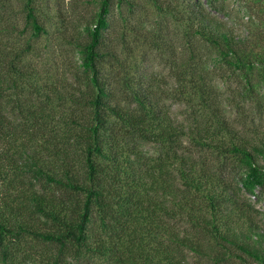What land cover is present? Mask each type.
<instances>
[{
	"label": "trees",
	"instance_id": "trees-1",
	"mask_svg": "<svg viewBox=\"0 0 264 264\" xmlns=\"http://www.w3.org/2000/svg\"><path fill=\"white\" fill-rule=\"evenodd\" d=\"M114 1L100 0L98 10L69 39L81 62L75 84L60 90L42 66L45 59L35 58L34 38L48 32L38 13L41 0H23L24 31L32 35L22 44L11 39L18 30L14 3L0 0L3 261L182 264L166 244L171 242L206 255L207 249L214 250L220 261L238 257L244 264H264L260 212L243 198L244 191L264 188V131L246 137L218 108L216 129L175 119L128 72L134 52H119L109 40ZM148 1L159 15L214 47L251 89L264 84V0H247L257 15L247 33L215 18L199 0ZM123 3L138 5L118 0ZM189 69L178 74L182 93L187 100L193 95L204 99L212 83L195 66ZM121 92L134 100V108L123 104ZM185 138L214 154L221 166L176 156L171 150ZM143 142L166 149L153 157L142 149ZM230 167L239 175L236 184L228 175ZM176 212L191 221L195 236L181 235L165 222Z\"/></svg>",
	"mask_w": 264,
	"mask_h": 264
},
{
	"label": "rangeland",
	"instance_id": "rangeland-1",
	"mask_svg": "<svg viewBox=\"0 0 264 264\" xmlns=\"http://www.w3.org/2000/svg\"><path fill=\"white\" fill-rule=\"evenodd\" d=\"M136 1L138 5L134 7L126 3L119 5L118 0L114 1L107 31L109 40L119 52H126V55L128 52L135 53L129 54L131 70L128 72L142 80V84L164 108L189 127L216 129L215 110L218 108L231 126L246 137L252 138L257 131H264V84H259L255 90L251 89L242 74L223 63L209 43L185 33L173 18L159 15L148 0ZM171 1L176 4L181 2ZM199 1L208 13L232 25L238 33H247L257 21L256 12L251 10L247 0ZM12 2L17 13L12 20L17 23L18 30L12 33L11 39L22 44L25 36L30 37L32 33L30 30L24 31L26 25L22 13L23 0ZM41 3L38 13L47 25L48 32L34 38L37 43L35 58L38 61L45 59L42 66L47 73L53 75L60 90H63V86L69 89L76 82L74 73L81 62L80 53L69 39L98 10L100 0H41ZM143 52L148 53L145 58L141 57ZM176 59L180 60L179 64ZM189 66H195L196 71L203 73L212 83L208 96L205 95L204 99L193 95V99L187 100L182 93L183 87L178 82V74L181 70L188 69L189 72ZM120 99L124 105L135 107L134 100L126 93L121 92ZM183 141L180 148L171 150L176 152V156L189 157L199 165L210 161L217 168L221 166L220 159H216L214 154L205 153L187 138ZM142 149L148 155L158 157L166 148L158 143L143 142ZM228 170L233 183H238V173L231 167ZM0 183L4 186L2 178ZM243 194V198L259 210L257 220L264 226V188H258L255 193L244 191ZM163 219L181 235L195 236L198 233L184 214L176 212ZM166 244H169L171 253L182 264H244L238 257L220 261L214 257V250L207 249L209 254L206 255L176 243ZM40 246L41 244L38 247ZM17 260L10 264H26L23 259ZM0 264H5L1 255ZM30 264H41V261L36 258Z\"/></svg>",
	"mask_w": 264,
	"mask_h": 264
}]
</instances>
